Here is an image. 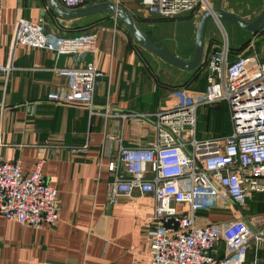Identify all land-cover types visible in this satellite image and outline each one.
<instances>
[{
  "label": "built area",
  "instance_id": "1",
  "mask_svg": "<svg viewBox=\"0 0 264 264\" xmlns=\"http://www.w3.org/2000/svg\"><path fill=\"white\" fill-rule=\"evenodd\" d=\"M136 0H58L66 10L101 3L122 7ZM148 15L170 19L182 15L198 18L211 10L207 0H139ZM45 19L36 22L16 19L11 42L17 47L52 54L55 60L97 56L96 34L65 38L46 28ZM206 89L203 94H175L170 107L152 114H120L106 104L97 107L96 88L105 75L93 64H79L53 70L68 80L67 92L47 95L58 104H80L88 119H102V139L108 146L109 175L106 196L109 206L134 194L150 195L154 202L147 239L149 264H246L252 244L264 242V213L244 219L196 225L200 211L223 209L231 203L242 210L255 195L264 197V58L254 50L233 62L228 46L204 56ZM7 73L9 68H3ZM224 103L229 134L223 137H196L197 111ZM148 121L154 139L145 147L123 144L128 119ZM120 129L111 132V122ZM85 143L70 150L85 154ZM44 158L30 174L22 173L19 162L0 158V216L33 230L54 228L58 222L57 191L41 173ZM187 206L180 212L177 206ZM223 243L226 254L217 259L216 246Z\"/></svg>",
  "mask_w": 264,
  "mask_h": 264
},
{
  "label": "crops",
  "instance_id": "2",
  "mask_svg": "<svg viewBox=\"0 0 264 264\" xmlns=\"http://www.w3.org/2000/svg\"><path fill=\"white\" fill-rule=\"evenodd\" d=\"M47 3L0 0V158L19 162L24 174H30L34 164L44 158L41 173L45 182L56 189L60 211L54 228L40 230L10 223L0 216V264H149L147 239L154 208L152 197L136 193L109 206V148L102 139V119L89 120L82 105L53 103L47 95L65 93L69 88L68 80L53 70L86 63L95 65L105 75L95 91L96 106L109 104L116 113L152 114L168 108L173 103V97L166 92L170 89L156 78L157 71L135 62L127 52L129 34L120 21L100 14L66 22L56 18ZM138 4L139 0L125 2L121 8L134 20L137 17L144 21L149 15ZM21 18L30 22L43 18L48 30L65 38L94 31L98 38L97 56L55 60L50 53L23 47H17L12 54L14 24ZM160 66L164 67L162 74L168 70L191 74L162 62ZM6 67L7 73L3 71ZM172 83L174 80L166 81L167 85ZM192 88H188L190 93L201 94ZM209 108L202 110L209 115ZM214 120L213 136L198 140L220 136L217 119ZM110 125L115 134L121 124L113 120ZM124 125L125 146L145 147L152 143L154 128L150 122L134 118ZM85 143V154L70 153ZM177 209L186 212L187 206ZM263 213L264 197L255 195L242 210L226 202L223 209L198 212L196 225L239 218L248 221ZM216 249L217 259L226 254L223 243L217 244ZM247 250L246 264H264V242L252 244Z\"/></svg>",
  "mask_w": 264,
  "mask_h": 264
},
{
  "label": "rangeland",
  "instance_id": "3",
  "mask_svg": "<svg viewBox=\"0 0 264 264\" xmlns=\"http://www.w3.org/2000/svg\"><path fill=\"white\" fill-rule=\"evenodd\" d=\"M212 10H221L230 14H234L245 21L253 20L264 8V0H207ZM138 7H140L138 5ZM136 18V25L141 32L149 37L157 47L170 53L181 59H189L193 53L194 33L196 27V21L198 18H194L189 15H182L178 18L163 19L158 18L155 15H149L144 21ZM90 34H96L94 31L82 33L77 36H86ZM61 36V35H60ZM75 36V37H77ZM127 52H130L135 62L145 65L151 71H157L156 78L160 83L170 89L168 94L174 96L175 94H193L188 91V88L195 87L199 79L205 75V65L191 73L185 75L184 73L170 71L162 74L164 67L160 66V61L154 56L147 54L139 46H136L133 39L128 35ZM205 53L211 50H216L222 46H228V53L235 59L245 57L249 55L253 50L257 54L264 58V27L255 35L247 33L235 25L221 22L216 23L214 20L209 21L205 34H204ZM212 48L208 50L209 48ZM174 80L175 83L167 85L166 81ZM174 84V85H173ZM194 95V94H193ZM224 111L219 110L218 122L220 126L226 127L229 125L228 117L226 114V106L223 103ZM210 110V112L208 111ZM209 115L204 111H198L196 124L197 139L201 136H213L212 128V114L214 110L211 107L206 110ZM212 113V114H211ZM211 114V115H210ZM210 120V122H209ZM219 126V127H220ZM217 127V128H219ZM198 131V132H197ZM227 132V130H226Z\"/></svg>",
  "mask_w": 264,
  "mask_h": 264
},
{
  "label": "water",
  "instance_id": "4",
  "mask_svg": "<svg viewBox=\"0 0 264 264\" xmlns=\"http://www.w3.org/2000/svg\"><path fill=\"white\" fill-rule=\"evenodd\" d=\"M49 10L62 21H74L86 16L106 14L120 21L125 27L134 43L142 48L145 52L154 56L163 64L185 73H193L199 70L204 62L205 45L204 34L209 21L214 20L216 23L226 22L235 27L250 33L257 34L264 27V8L251 21H245L234 14L221 10H207L203 12L196 21L193 53L189 60H182L170 53L157 47L151 42L137 27L132 16L120 7L110 3H101L75 10H66L62 8L58 0H47Z\"/></svg>",
  "mask_w": 264,
  "mask_h": 264
},
{
  "label": "trees",
  "instance_id": "5",
  "mask_svg": "<svg viewBox=\"0 0 264 264\" xmlns=\"http://www.w3.org/2000/svg\"><path fill=\"white\" fill-rule=\"evenodd\" d=\"M189 18H190V15H189ZM134 21H136V19ZM147 38H149V37H147ZM228 60L231 63V62L235 61L236 59L233 56H230L229 53H228ZM204 65L205 64L203 63V67H204ZM206 77H207V72L205 71L204 77H202V78L199 79V82H198V84L195 87L194 86H193V88L191 87L192 90H194V91H196L198 93L203 94L204 93V90L206 89V86H207ZM210 107H211V110H214V112H213L214 114H213V117H212V123H214V121H215L214 119L216 118L217 119V123L220 126L221 124H219V122H218V116H219V112H220L219 110H221V112L224 111V108H223L222 103H217V104H214V105H212ZM202 109L203 108L198 109V110L199 111L200 110L203 111ZM197 113H198V111H197ZM228 127L229 126L227 125V123H226V127L220 126L219 127L220 129L219 130L217 129L218 130L217 131L218 134H220V136H218V137L226 136L228 134V132H229ZM226 130H227V132H226Z\"/></svg>",
  "mask_w": 264,
  "mask_h": 264
}]
</instances>
